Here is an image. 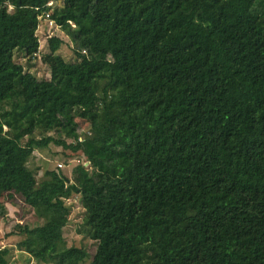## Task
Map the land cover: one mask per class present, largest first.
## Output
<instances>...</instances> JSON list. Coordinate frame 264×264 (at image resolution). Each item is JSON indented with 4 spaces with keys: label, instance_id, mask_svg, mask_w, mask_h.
<instances>
[{
    "label": "trees",
    "instance_id": "trees-1",
    "mask_svg": "<svg viewBox=\"0 0 264 264\" xmlns=\"http://www.w3.org/2000/svg\"><path fill=\"white\" fill-rule=\"evenodd\" d=\"M50 1L0 0V194L22 176L25 203L48 213L9 243L37 263L86 264L64 236L78 196L88 264H264V0H57L77 59L50 38L40 79L25 65ZM51 144L71 177L27 166Z\"/></svg>",
    "mask_w": 264,
    "mask_h": 264
},
{
    "label": "rangeland",
    "instance_id": "rangeland-1",
    "mask_svg": "<svg viewBox=\"0 0 264 264\" xmlns=\"http://www.w3.org/2000/svg\"><path fill=\"white\" fill-rule=\"evenodd\" d=\"M10 11H13V8H10ZM37 36L39 38L40 48L33 61L34 66H26L27 59L21 54V56L17 58V61L24 64L27 70L36 74L40 79L50 78L51 66L53 63L51 58H47V55H50V38L58 37L62 39L63 44L58 50V54H60L66 61L74 62L77 59L75 53V50L77 49V44L74 40L75 35L67 29L63 30V28L56 24L42 21L38 28ZM76 122L78 124L77 133L81 138H84L91 128L90 122L81 118L79 115L76 116ZM56 134L57 131L52 135L56 136ZM66 139L72 141V134L70 133L67 135ZM66 152L71 153L70 150H67ZM61 154V147L51 144V146L46 149L35 150L32 156L28 159L27 166L35 171L38 178H40L49 165L53 168L56 167L59 162L63 165L60 168L64 170L67 176L71 177V166L73 163L65 165L59 159ZM88 164L89 163H87V165ZM23 183L24 178L22 176H17L13 180L11 187L4 189L0 194V239L3 241L2 245L11 249L10 264H45L37 263V261H34V259L28 254L18 250L13 244L9 243V239H12L9 236L14 231L15 227H17V224L28 223L29 225H39L46 224L48 221V213L45 210L40 209L39 211L33 209L25 203L21 195ZM67 204L71 209V215L69 223L64 230L65 239L69 246L83 247L87 249L92 258L95 254L97 245L90 236L91 227L88 223L87 206L78 196L68 199ZM91 258L86 264L91 261Z\"/></svg>",
    "mask_w": 264,
    "mask_h": 264
},
{
    "label": "built area",
    "instance_id": "built-area-1",
    "mask_svg": "<svg viewBox=\"0 0 264 264\" xmlns=\"http://www.w3.org/2000/svg\"><path fill=\"white\" fill-rule=\"evenodd\" d=\"M57 0H52L50 1L48 4H47V7L49 8L48 11H44L43 9L41 8H37L38 11H40V14H39V19L41 20V23L42 21H48V23H51V24H56V22L51 18L50 16V12L51 11H54L55 10V3H56ZM10 8L12 9L13 7L12 6H9V11H10ZM72 27L75 28L76 25L73 23V22H70ZM57 25V24H56ZM58 26V25H57ZM60 27V26H59Z\"/></svg>",
    "mask_w": 264,
    "mask_h": 264
}]
</instances>
